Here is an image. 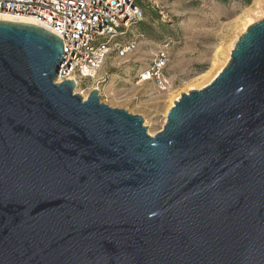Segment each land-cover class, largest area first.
Returning <instances> with one entry per match:
<instances>
[{
    "label": "water",
    "instance_id": "1",
    "mask_svg": "<svg viewBox=\"0 0 264 264\" xmlns=\"http://www.w3.org/2000/svg\"><path fill=\"white\" fill-rule=\"evenodd\" d=\"M164 128L56 82L63 40L0 19V264H264V19Z\"/></svg>",
    "mask_w": 264,
    "mask_h": 264
},
{
    "label": "rangeland",
    "instance_id": "2",
    "mask_svg": "<svg viewBox=\"0 0 264 264\" xmlns=\"http://www.w3.org/2000/svg\"><path fill=\"white\" fill-rule=\"evenodd\" d=\"M140 1L147 11L142 20L152 26L151 33L138 23L129 26L123 40H135L131 51L108 56L97 78L77 84L75 93L86 99L98 86L103 103L140 114L155 136L182 94L210 84L229 64L248 27L264 19V0ZM150 10L158 17L150 16ZM162 53V82L143 79V72Z\"/></svg>",
    "mask_w": 264,
    "mask_h": 264
},
{
    "label": "built area",
    "instance_id": "3",
    "mask_svg": "<svg viewBox=\"0 0 264 264\" xmlns=\"http://www.w3.org/2000/svg\"><path fill=\"white\" fill-rule=\"evenodd\" d=\"M4 14L32 17L61 37L66 57L56 82L70 79L76 85L95 80L108 56L131 51L135 40H120V28L143 17L136 0H0V15ZM152 65L143 79L162 82L165 54L156 55Z\"/></svg>",
    "mask_w": 264,
    "mask_h": 264
},
{
    "label": "trees",
    "instance_id": "4",
    "mask_svg": "<svg viewBox=\"0 0 264 264\" xmlns=\"http://www.w3.org/2000/svg\"><path fill=\"white\" fill-rule=\"evenodd\" d=\"M136 3L141 7V9H142V11H143V16H144V14H146V12L147 11H145V8H144V10H143V7H145V5H143V4H141V1L140 0H136ZM149 15L150 16H152V17H158V12L157 11H154V10H150L149 11ZM151 17V18H152ZM139 24V26H140V28H141V30L143 31V32H147V33H151V30H152V26H150V25H148L147 24V22H145L144 20H142V19H140V20H136V21H134L131 25H134V24ZM130 25V26H131ZM129 27H125V26H122L121 28H120V32H122V35L120 36V40H123V37H124V35L123 34H126V31H127V29H128ZM125 41H128V40H130L129 38L128 39H124Z\"/></svg>",
    "mask_w": 264,
    "mask_h": 264
},
{
    "label": "bare ground",
    "instance_id": "5",
    "mask_svg": "<svg viewBox=\"0 0 264 264\" xmlns=\"http://www.w3.org/2000/svg\"><path fill=\"white\" fill-rule=\"evenodd\" d=\"M0 19L7 20V21H13V22L14 21L24 22V23H28V24L34 23V24L40 26V24L38 22H36L32 17L28 18V17H23V16H16V15L11 16V15L4 14V15H0ZM41 27H43V26H41ZM43 28L45 29L46 27H43ZM46 29L48 30V28H46Z\"/></svg>",
    "mask_w": 264,
    "mask_h": 264
}]
</instances>
